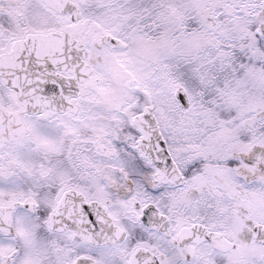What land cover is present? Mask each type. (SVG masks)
Instances as JSON below:
<instances>
[{"label": "snow or ice", "instance_id": "obj_1", "mask_svg": "<svg viewBox=\"0 0 264 264\" xmlns=\"http://www.w3.org/2000/svg\"><path fill=\"white\" fill-rule=\"evenodd\" d=\"M0 264H264V0H0Z\"/></svg>", "mask_w": 264, "mask_h": 264}]
</instances>
